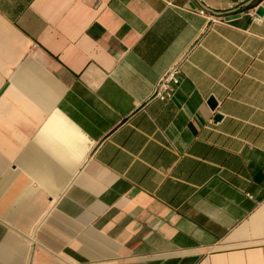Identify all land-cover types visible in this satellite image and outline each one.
I'll return each instance as SVG.
<instances>
[{
  "label": "crops",
  "instance_id": "crops-1",
  "mask_svg": "<svg viewBox=\"0 0 264 264\" xmlns=\"http://www.w3.org/2000/svg\"><path fill=\"white\" fill-rule=\"evenodd\" d=\"M259 8L0 0V264H264Z\"/></svg>",
  "mask_w": 264,
  "mask_h": 264
},
{
  "label": "built area",
  "instance_id": "built-area-1",
  "mask_svg": "<svg viewBox=\"0 0 264 264\" xmlns=\"http://www.w3.org/2000/svg\"><path fill=\"white\" fill-rule=\"evenodd\" d=\"M202 14H205L204 11H201ZM180 69L175 67L167 72L160 80L157 89H156V96L164 97L171 95L177 89L180 84Z\"/></svg>",
  "mask_w": 264,
  "mask_h": 264
},
{
  "label": "water",
  "instance_id": "water-1",
  "mask_svg": "<svg viewBox=\"0 0 264 264\" xmlns=\"http://www.w3.org/2000/svg\"><path fill=\"white\" fill-rule=\"evenodd\" d=\"M263 13H264V9H263V8H259L258 11H257V14L261 15V14H263ZM238 16H239V14L230 15L227 19H228V20H230V19H234V18H236V17H238ZM209 104H210V106H211L212 108H215L217 103H216V101L212 98V99H210ZM220 118H221L220 115H216V117H215L216 120H219Z\"/></svg>",
  "mask_w": 264,
  "mask_h": 264
}]
</instances>
